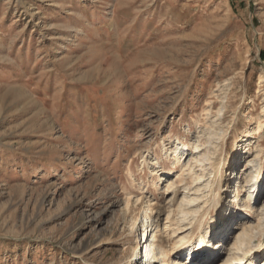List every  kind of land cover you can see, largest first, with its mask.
<instances>
[{
	"label": "rangeland",
	"instance_id": "rangeland-1",
	"mask_svg": "<svg viewBox=\"0 0 264 264\" xmlns=\"http://www.w3.org/2000/svg\"><path fill=\"white\" fill-rule=\"evenodd\" d=\"M258 136L244 264H264V0H0V264H133L147 200L161 227L195 210L183 258L229 240ZM193 140L202 178L179 182L166 148Z\"/></svg>",
	"mask_w": 264,
	"mask_h": 264
},
{
	"label": "bare ground",
	"instance_id": "bare-ground-1",
	"mask_svg": "<svg viewBox=\"0 0 264 264\" xmlns=\"http://www.w3.org/2000/svg\"><path fill=\"white\" fill-rule=\"evenodd\" d=\"M261 127L262 123L258 121L256 125V131H260ZM259 138L260 136H258V138H256L248 146V155L244 162L245 168H242V172L240 174V184H237L238 188L244 191V197L239 198V200L241 201V205L238 206L240 208L238 214L240 213V218H244L238 220L237 222H234L235 227L233 229L235 232H232V237L229 240H224L220 243V240L212 241L211 238L208 239L207 235L204 232H200V234L198 235V240L194 242L195 244L191 247V250L188 251L186 256L183 258V251L185 250V247L183 245L184 236L182 233L185 229V226H189V228H191L193 227L192 225H194L192 221H190L189 218L185 216V214H187V212H192L195 210H192L190 208H182L180 206L179 208H177L178 210H169L168 213L166 212L167 214L165 216V222L161 227L157 220L160 213H156L153 219L152 215L149 214L152 212L153 208L151 207L150 201L147 200L145 204L146 206H144L146 208V218L145 221L143 220L144 222L142 223V229H140L139 240L136 243V248H138L139 245L140 256H136L135 258H133V264H244L247 258H249L248 255L251 252L249 244L251 238L254 235L251 233V231L253 232V226L249 224L247 220V217H249V215L245 211L253 209L252 205H250V200L253 195V191L251 190V188H253L254 184L252 182L257 176L255 170L256 168L254 167L255 159L258 158V148L260 145ZM179 144H181L180 147ZM199 145L200 144H198V142L194 140L190 141V153L186 156L184 155L187 148L183 143H176L174 147L166 148V152L169 154L172 162L174 164L180 165V171L176 175L177 181L183 182L185 177H188L189 175L193 178V180H199L200 178H202V173H196L195 170L196 166H200L199 169H202V154L197 151ZM154 169L155 166L153 168V171ZM176 179H167V189L174 188ZM193 199L195 198H192V200ZM138 201L139 198L134 199V201H129L128 199L126 200L122 208L123 219L125 222L129 223L128 226L130 227V230L132 232L137 225L134 216V209L132 206L133 204L130 205V202L135 204ZM181 213H183L184 216L180 218L179 214ZM230 219L231 218L227 217V215L222 216V226L227 224V221H229ZM175 237H177L178 239L171 241V244L170 239H174ZM220 248L224 249L225 255L221 259L219 258L222 255L220 253ZM133 249L135 250V248ZM121 260V257L116 258L117 263H120ZM216 260L217 262L214 263V261Z\"/></svg>",
	"mask_w": 264,
	"mask_h": 264
}]
</instances>
